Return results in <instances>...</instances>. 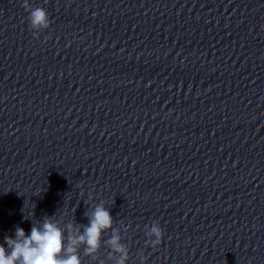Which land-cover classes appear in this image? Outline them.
Masks as SVG:
<instances>
[{
    "label": "clouds",
    "instance_id": "obj_1",
    "mask_svg": "<svg viewBox=\"0 0 264 264\" xmlns=\"http://www.w3.org/2000/svg\"><path fill=\"white\" fill-rule=\"evenodd\" d=\"M22 6L29 12L28 22L34 36L50 27L45 8L31 7L28 0H24ZM85 216L87 224L68 222L63 227L62 221L54 219V216H45L38 224L32 225L30 234L17 226L14 238L5 236L0 242V264H83L81 249L84 257L97 261L102 247H107L109 252L107 260H100V264H108L109 261L127 264L129 247L123 242L121 230L113 227L114 218L105 202L101 200L91 211L85 212ZM25 219L28 218L25 216ZM122 227L124 231L128 230ZM145 229V246L153 249L160 246L164 237L160 222L153 221ZM109 231L110 238L104 240V234ZM145 260L141 254V264H145Z\"/></svg>",
    "mask_w": 264,
    "mask_h": 264
}]
</instances>
